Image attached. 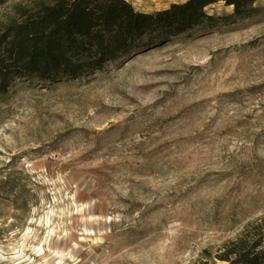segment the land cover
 Wrapping results in <instances>:
<instances>
[{
  "label": "rangeland",
  "instance_id": "obj_1",
  "mask_svg": "<svg viewBox=\"0 0 264 264\" xmlns=\"http://www.w3.org/2000/svg\"><path fill=\"white\" fill-rule=\"evenodd\" d=\"M205 12L101 72L0 96V264H223L264 216V0Z\"/></svg>",
  "mask_w": 264,
  "mask_h": 264
},
{
  "label": "trees",
  "instance_id": "obj_2",
  "mask_svg": "<svg viewBox=\"0 0 264 264\" xmlns=\"http://www.w3.org/2000/svg\"><path fill=\"white\" fill-rule=\"evenodd\" d=\"M244 15L255 0H223ZM12 3V4H11ZM217 0H186L143 13L129 0H0V96L18 80L57 83L189 34L213 18ZM223 264H264V216L247 224L214 256Z\"/></svg>",
  "mask_w": 264,
  "mask_h": 264
}]
</instances>
